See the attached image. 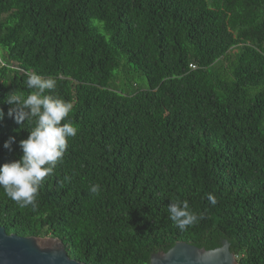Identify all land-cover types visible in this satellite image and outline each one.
Here are the masks:
<instances>
[{"label":"trees","instance_id":"16d2710c","mask_svg":"<svg viewBox=\"0 0 264 264\" xmlns=\"http://www.w3.org/2000/svg\"><path fill=\"white\" fill-rule=\"evenodd\" d=\"M32 73L78 133L34 206L0 189L7 235L58 239L81 264L222 240L264 264V0H0V165L22 155L29 125L6 98ZM185 200L199 218L181 231L167 206Z\"/></svg>","mask_w":264,"mask_h":264},{"label":"clouds","instance_id":"9594fccd","mask_svg":"<svg viewBox=\"0 0 264 264\" xmlns=\"http://www.w3.org/2000/svg\"><path fill=\"white\" fill-rule=\"evenodd\" d=\"M26 87L32 91L26 96L17 92L10 93L6 102L11 105L8 117L22 128L27 123L29 134L19 142L22 151L20 158L0 165V189L21 207L34 206L42 182L62 161L69 138L78 133L77 126L68 120L73 105L55 95L46 94L55 89L54 78L32 73L27 77ZM4 116L3 109H0V121ZM13 143L15 137H10L3 147L11 150ZM91 191L98 193L99 185H93ZM207 199L212 205L217 203L211 193ZM167 211L169 219L181 231L199 218L189 210L186 200L171 202Z\"/></svg>","mask_w":264,"mask_h":264},{"label":"water","instance_id":"95a60500","mask_svg":"<svg viewBox=\"0 0 264 264\" xmlns=\"http://www.w3.org/2000/svg\"><path fill=\"white\" fill-rule=\"evenodd\" d=\"M222 240L220 247L206 251L185 243H176L166 253L151 256L150 264H238ZM0 264H81L70 260L63 243L54 238H21L7 235L0 227Z\"/></svg>","mask_w":264,"mask_h":264},{"label":"rangeland","instance_id":"374dc122","mask_svg":"<svg viewBox=\"0 0 264 264\" xmlns=\"http://www.w3.org/2000/svg\"><path fill=\"white\" fill-rule=\"evenodd\" d=\"M136 83L141 87V88H145V82H143L142 80H137Z\"/></svg>","mask_w":264,"mask_h":264}]
</instances>
